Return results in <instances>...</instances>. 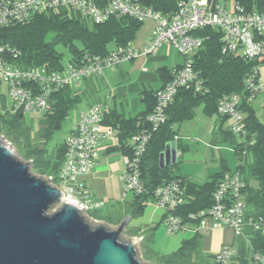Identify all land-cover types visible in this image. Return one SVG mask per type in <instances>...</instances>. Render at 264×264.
Here are the masks:
<instances>
[{
    "label": "built area",
    "instance_id": "obj_1",
    "mask_svg": "<svg viewBox=\"0 0 264 264\" xmlns=\"http://www.w3.org/2000/svg\"><path fill=\"white\" fill-rule=\"evenodd\" d=\"M232 3L233 10H229L228 0H181L174 13L167 17L132 0H0V28L22 22L34 12L58 7L74 8L80 17L93 23L122 15L138 21H154L150 40L143 48L136 49L128 42L116 46L105 55L86 52L78 62H68L59 70L48 69L44 65L23 66L16 63L14 60L19 52L8 44H0V83L7 88V97L11 103L8 107L12 112L44 114L50 109L53 92L82 79L99 76L105 68L122 60L153 53L163 42L170 43L184 57L183 63L171 67L169 79L155 90L153 109L145 116L147 128L131 136L130 156L126 170L121 174L125 194L129 191L141 193L140 158L152 131L165 122L167 104L180 87L192 88L194 91L202 89V80L194 69L192 55L201 46L203 38L194 32L206 26L218 29L222 53H241L255 58L264 52V10L247 12L238 3ZM262 89L258 68L253 67V72L246 79L247 94L243 98L252 102ZM243 98L237 93L225 94L216 105L217 113L230 120L229 129L236 135L245 132L244 115L239 108ZM104 137L102 107L100 103H93L73 122L65 138V151L57 181L53 182L49 175V181L64 192V198L82 203L84 211L89 206L85 200L89 190L78 184V179L93 167L99 144ZM244 188L242 173L230 170L219 178L212 193V203L207 208L186 215L176 212L186 201L185 188L178 178L158 185L153 191V200L164 208L162 218L167 233H197L213 225L228 226L232 228L235 238L245 242L244 246L251 259L264 264V215L249 212ZM101 204L97 202L95 207ZM247 229L249 232H246ZM257 234L263 237L255 240ZM236 253V245H223L214 254V262L231 264Z\"/></svg>",
    "mask_w": 264,
    "mask_h": 264
},
{
    "label": "trees",
    "instance_id": "obj_2",
    "mask_svg": "<svg viewBox=\"0 0 264 264\" xmlns=\"http://www.w3.org/2000/svg\"><path fill=\"white\" fill-rule=\"evenodd\" d=\"M132 1L169 17L181 0ZM232 1L241 5L247 12L264 10V0ZM141 23L142 21L127 15L113 16L101 23H93L80 17L74 8L58 7L34 12L22 22L1 27L0 44H8L19 52V56L14 60L16 63L23 66L44 65L48 69L59 70L64 63L62 53L56 48L57 44H63L69 49L72 54L69 62H78L81 55L86 52L99 55L109 53L111 49L108 44L111 42L116 46L126 45L134 38ZM194 34L203 38L201 46L192 55L194 69L202 80V89L194 91L192 88L180 87L167 104L165 122L152 131L140 158L143 191L138 194L132 193L128 202L113 204L110 206L111 210L105 214L96 208L87 209L90 217L117 225L127 215L130 218L139 215L143 212L146 202L153 199L154 189L162 182L175 178L181 180L186 196V201L176 212L186 215L211 205L212 193L221 175L228 170L227 166L211 175L209 180L198 182L179 173L177 162L160 168L159 153L167 141L175 140L177 132L175 124L193 117L198 106L202 105L205 114H211L217 112L216 105L221 96L237 93L243 98L247 94V76L253 72V67L258 68L264 61V52L255 58H249L241 53H222L220 31L209 26L196 30ZM167 73L169 79V69ZM68 87L52 93L50 109L41 114L38 130L34 133L25 125L24 114L10 111L4 98L0 97V134L13 137L22 158L33 160L32 171L44 176L51 175L53 182L58 178L65 144L61 142L50 149L48 140L53 131L61 127L75 101ZM154 92L143 94L142 100L147 108L142 114L133 118L116 116L118 120L115 122L120 124L118 127L121 140L147 128L145 116L153 109ZM239 108L244 113V134L236 135L228 128L223 131L222 138L230 140L234 154L240 160L233 170H239L243 175L245 181L243 192L249 212L253 215H264V123L258 119L251 102L243 98ZM104 120L105 117L103 122ZM23 128L26 131L25 135L21 136V132L19 134L18 131ZM238 137L242 140L238 141ZM123 145L125 150H128L130 145L124 142ZM251 178L258 180L257 187L250 185ZM150 229L141 232L139 229L125 227V234L141 237L139 248L142 259L154 264H216L205 261L202 257L201 234L198 233L183 239L180 246L169 254L156 255L150 252L146 247L152 235ZM262 237L257 234L255 240Z\"/></svg>",
    "mask_w": 264,
    "mask_h": 264
},
{
    "label": "water",
    "instance_id": "obj_3",
    "mask_svg": "<svg viewBox=\"0 0 264 264\" xmlns=\"http://www.w3.org/2000/svg\"><path fill=\"white\" fill-rule=\"evenodd\" d=\"M177 149L165 143L160 168L176 162ZM30 161L0 135V264H150L141 237L125 234L129 216L117 225L90 217Z\"/></svg>",
    "mask_w": 264,
    "mask_h": 264
},
{
    "label": "crops",
    "instance_id": "obj_4",
    "mask_svg": "<svg viewBox=\"0 0 264 264\" xmlns=\"http://www.w3.org/2000/svg\"><path fill=\"white\" fill-rule=\"evenodd\" d=\"M153 27L154 21L152 19L142 21L134 38L129 42L131 46L136 49L143 48L150 40ZM115 47L114 44L112 48H109L113 50ZM183 60L184 57L178 54L170 43L163 42L153 53L140 54L131 60H122L105 68L103 74L82 79L68 87L75 101L70 107L65 120L69 117L71 111L76 110V112L70 120L71 124L67 136L71 131L73 122L91 104L100 103L103 117H105L103 122L105 137L99 144L98 156L91 170L78 179V184L89 190V196L85 199L89 205L88 209H95V203L97 202H102L101 205L108 207L116 203L128 202L123 191L121 174L126 170L130 156V146L128 150H125L123 142L130 145L131 136L120 139L118 127L120 124L115 122L118 120L116 116H119V118H133L142 114L147 108L142 100L143 94L145 92L152 93L161 88L168 79V69L182 64ZM258 75L263 83V89L251 102L255 111L254 103L264 110L262 107L264 103V61L259 64ZM197 108L205 114L202 105ZM205 115L211 118V131L215 136L222 138L223 131L229 128L230 120L227 117L220 116L217 112ZM262 118L260 121L264 123V116ZM62 142H64V139ZM226 166L227 164L224 165V167ZM228 170H225V172ZM214 173H210L209 178ZM246 232H249V229ZM197 233L203 236L200 245L202 257L206 254L213 256L209 262L214 263V254L226 244H234L237 247V253L231 264H250V261H253L244 246L245 242L240 238H234L232 228L213 225L208 229H201Z\"/></svg>",
    "mask_w": 264,
    "mask_h": 264
},
{
    "label": "rangeland",
    "instance_id": "obj_5",
    "mask_svg": "<svg viewBox=\"0 0 264 264\" xmlns=\"http://www.w3.org/2000/svg\"><path fill=\"white\" fill-rule=\"evenodd\" d=\"M228 9L233 10L232 0H228ZM108 46L112 48L114 43L111 42L108 44ZM56 48L62 53L63 63L67 64L72 55L69 49L63 44H57ZM174 50L176 49L174 48ZM176 52L178 53L177 50ZM0 97L4 98L7 106L11 105L10 100L7 97V88L3 83H0ZM254 107L256 109L255 113L257 112L258 114H256L258 119H263L262 117L264 116V110L256 103H254ZM75 112L76 110L71 111L69 117L64 120L61 127L53 131L51 138L48 140V148L52 149L56 147L63 141V139L66 138L69 125L71 124L70 120L72 119V115ZM40 116L41 114L32 112L24 114L25 125L30 127L32 133L38 130ZM210 119V116L203 114L199 108H196L193 117L184 120L181 123H177V126L175 125V129L177 131L175 138L176 144L178 146L177 151L179 152V155L176 156V162L178 166L177 171L181 174L188 175L190 178L198 182L206 181L209 178L210 173L220 171L223 169L225 164H227V168L229 170H233L240 161L234 154L230 140L222 139L220 136L217 137L211 131ZM25 131V128H23L22 130H19L18 133L20 134L21 132L20 135L24 136ZM12 138L3 135V139L8 141L10 145L14 147L15 154L22 158L20 151L13 142ZM237 140L241 141L242 138L238 137ZM28 160L30 159H25V161ZM30 164L32 168V165L34 164L32 159ZM249 182L253 187H257L259 185L258 180L254 178H251ZM131 197L132 192L129 191L126 193L125 198L127 201H129ZM96 209H98L97 211L101 212L102 214H105L111 210L110 207L105 205L96 207ZM85 212L86 214L90 213L88 210ZM163 213L164 208L157 205L153 199H150L146 202L143 212L139 215L131 217L128 224L126 225L127 227L134 230L139 229L141 232L151 228V239L147 242L146 247H148L147 249L150 252L156 255H165L175 251L180 246L183 239L194 235L191 231L167 233L162 218ZM202 237L203 236L200 237L201 240ZM140 240L138 246L140 244ZM200 251L202 252V249H200ZM139 252L141 254L140 248ZM203 258L207 261H210L213 256L206 254L203 256ZM149 263L154 264L150 261ZM250 264L258 263L250 261Z\"/></svg>",
    "mask_w": 264,
    "mask_h": 264
}]
</instances>
